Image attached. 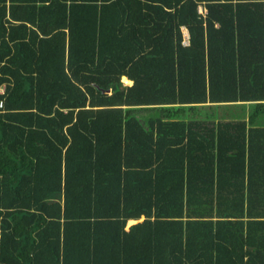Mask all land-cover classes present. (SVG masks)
<instances>
[{
    "label": "trees",
    "instance_id": "trees-1",
    "mask_svg": "<svg viewBox=\"0 0 264 264\" xmlns=\"http://www.w3.org/2000/svg\"><path fill=\"white\" fill-rule=\"evenodd\" d=\"M1 88L0 264H264V0H0Z\"/></svg>",
    "mask_w": 264,
    "mask_h": 264
},
{
    "label": "built area",
    "instance_id": "built-area-1",
    "mask_svg": "<svg viewBox=\"0 0 264 264\" xmlns=\"http://www.w3.org/2000/svg\"><path fill=\"white\" fill-rule=\"evenodd\" d=\"M183 32H184V42H185V44H188V42H189L188 30L186 28H183Z\"/></svg>",
    "mask_w": 264,
    "mask_h": 264
},
{
    "label": "rangeland",
    "instance_id": "rangeland-1",
    "mask_svg": "<svg viewBox=\"0 0 264 264\" xmlns=\"http://www.w3.org/2000/svg\"><path fill=\"white\" fill-rule=\"evenodd\" d=\"M122 81H123L124 84H126V85H130V84L133 83V81H131V80H129V81L126 82V81L124 80V78L122 79ZM3 90H4V88H1V89H0L1 92H2ZM132 223H134V221L129 222V225L132 224ZM17 227H19V226H17Z\"/></svg>",
    "mask_w": 264,
    "mask_h": 264
},
{
    "label": "crops",
    "instance_id": "crops-1",
    "mask_svg": "<svg viewBox=\"0 0 264 264\" xmlns=\"http://www.w3.org/2000/svg\"><path fill=\"white\" fill-rule=\"evenodd\" d=\"M124 78H126V77H124ZM131 81H133V80H131Z\"/></svg>",
    "mask_w": 264,
    "mask_h": 264
}]
</instances>
